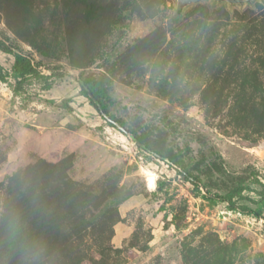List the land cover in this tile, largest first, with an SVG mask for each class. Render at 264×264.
Wrapping results in <instances>:
<instances>
[{"label":"rangeland","instance_id":"obj_1","mask_svg":"<svg viewBox=\"0 0 264 264\" xmlns=\"http://www.w3.org/2000/svg\"><path fill=\"white\" fill-rule=\"evenodd\" d=\"M0 43L42 70L0 80V264H264V0H0Z\"/></svg>","mask_w":264,"mask_h":264},{"label":"trees","instance_id":"obj_2","mask_svg":"<svg viewBox=\"0 0 264 264\" xmlns=\"http://www.w3.org/2000/svg\"><path fill=\"white\" fill-rule=\"evenodd\" d=\"M0 49L4 52L13 54L15 57L12 73L5 70L0 64V80L6 81L9 76L13 75L18 83H21L29 77L41 76L42 70H40L39 62H36L30 55L15 51L14 48L4 43H0ZM79 83L85 96L90 99L91 103L96 107L99 113L107 120L110 125L116 127L126 135L131 132V134L134 136V140L139 144L140 147L148 150L154 155H157L158 158L165 160L171 167L175 168L179 174H181L186 180L193 183L196 187L200 188L201 185L203 186V183L198 176L193 174L184 166H181L176 160L169 158L165 154H162V152H160L158 149L151 146L150 143L145 142L137 132L124 128L125 124L119 122L113 115L110 114L107 101L110 100L111 96L107 87H105L103 83L96 81L94 78L82 75L79 76ZM205 196L213 202L218 200L226 201L230 204L231 208L238 209L245 214L251 213L256 217H260L262 215L261 211L253 209L248 205L237 204V201L233 200L232 195H220L218 193L211 194L210 191L206 190Z\"/></svg>","mask_w":264,"mask_h":264},{"label":"water","instance_id":"obj_3","mask_svg":"<svg viewBox=\"0 0 264 264\" xmlns=\"http://www.w3.org/2000/svg\"><path fill=\"white\" fill-rule=\"evenodd\" d=\"M202 0H177V10L178 12L180 13L183 8L185 6H187L188 4H191V3H196V2H200ZM216 2H224V1H227L229 2L230 4H234V3H244V2H250L252 0H214ZM132 138L134 139V136H132Z\"/></svg>","mask_w":264,"mask_h":264},{"label":"bare ground","instance_id":"obj_4","mask_svg":"<svg viewBox=\"0 0 264 264\" xmlns=\"http://www.w3.org/2000/svg\"><path fill=\"white\" fill-rule=\"evenodd\" d=\"M148 178H149V182H150L151 187L154 186L153 184H154V181H155L154 180L155 177L153 176V174L149 172Z\"/></svg>","mask_w":264,"mask_h":264}]
</instances>
